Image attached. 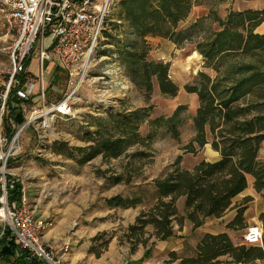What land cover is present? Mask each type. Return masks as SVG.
<instances>
[{
    "label": "trees",
    "instance_id": "1",
    "mask_svg": "<svg viewBox=\"0 0 264 264\" xmlns=\"http://www.w3.org/2000/svg\"><path fill=\"white\" fill-rule=\"evenodd\" d=\"M229 0H118L113 6L118 11L122 25H113L117 31L126 28L117 37L110 35L107 28L104 36L117 45L114 55L121 61L124 76L143 94L150 103L154 92V80L161 93L175 98L179 87L170 78L171 65L148 59L149 38H161L172 42L178 49L191 44L194 51L205 60V67L216 72V78L199 73L195 85H188V94L198 96L199 108L194 117L195 138L185 150L196 153L211 145L219 153L215 162L202 161L193 170H184L174 165L162 178L155 180L154 205L142 211L135 224L130 225L124 239L131 245V254L140 246L146 250L145 258L157 242L168 241L176 236V226L183 231L186 222L193 231L202 228L208 219H222L229 212H236L235 218L226 225L229 231H245L248 223L245 213L247 203L234 205L233 201L249 188V178L254 179L258 194L264 191V33L258 29L264 25V9L245 11L227 10L225 18L218 8ZM205 7L208 15L198 18L186 28L195 8ZM107 24V22H106ZM120 33V32H119ZM112 44V45H113ZM31 60L26 62L30 66ZM25 83V76L19 78ZM16 89L10 92L8 116L4 122L6 134L12 139L15 134L11 121L17 126L25 123L22 114L23 102L16 98ZM120 104H123L120 101ZM185 107H179L171 119L150 120V109H111L106 117L97 119L83 137L86 147L77 148L78 159L65 143H54V153L74 159L78 165H86L101 157L116 160L123 156L146 157V153H130L136 147L147 148L155 138L151 131L146 138L140 135V128L147 122L150 128L167 127L174 139H179L178 125ZM131 154V155H129ZM11 164V161L8 162ZM8 164V165H9ZM1 178V175H0ZM121 174L113 178L115 186L132 183ZM23 187H8V202L22 198ZM0 194L2 190L0 187ZM184 200L183 212L178 203ZM145 199L136 195L124 199L115 197L107 200L110 208L138 209ZM263 219V216H262ZM149 229L153 230L150 233ZM115 234L101 233L94 244L104 247L91 252L97 259L107 251ZM11 232L6 229L0 239V260L3 264H39L36 261L15 259L16 245L10 241ZM154 241L150 244V242ZM250 246V245H249ZM172 262L181 264H223L221 258L230 259L225 264H253L264 261L261 246H236L228 233L205 234L193 257L182 258L170 254Z\"/></svg>",
    "mask_w": 264,
    "mask_h": 264
},
{
    "label": "rangeland",
    "instance_id": "2",
    "mask_svg": "<svg viewBox=\"0 0 264 264\" xmlns=\"http://www.w3.org/2000/svg\"><path fill=\"white\" fill-rule=\"evenodd\" d=\"M248 9L263 10L264 0H229L228 4L219 7L218 11L220 16L225 18L227 10L245 11ZM207 15V8H195L188 22L181 25V28H186L193 21ZM114 23L125 26L119 21L115 6H112L107 18V32L114 37L123 34L119 36L123 39L126 28L115 31L111 26ZM257 32L264 33V25ZM113 43L104 36L99 47L92 54L88 76L75 99V119H53V116H50L49 130L39 128L35 130L32 125L18 133L17 155L9 160L11 164L6 165L5 169L0 167V187L3 194V183L1 182L3 174L7 178V186L13 184L15 187L19 184L26 187L33 201V209H36L37 213L39 209L44 219L54 221V226L47 231L50 238H47L46 243L56 249L70 247L66 264H170L168 261H163L165 258L171 259L168 250L158 249L157 243L151 249L149 258H145L146 250L143 246H140L132 255L131 245L125 241L124 235L129 226L135 224L140 213L154 205L153 183L155 180L162 178L176 164H179L181 169L193 170L202 161L215 162L220 159L219 153L217 154L211 145H207L196 153L185 150L195 138L194 117L199 108L198 96L188 94L185 87L195 85L199 73H207L212 78H216L217 74L205 67V60L194 51L193 45L188 44L178 49L168 40L149 38L148 59L170 64V78L180 91L175 98L165 96L161 93L157 81L154 80L152 100L146 103L143 94L124 76L121 61L114 55L117 45ZM11 45L12 40L7 34L5 22L0 18V67L3 69H8ZM56 70L58 69H52V75L48 72L46 76L45 103L48 106L63 100L70 91L66 75ZM36 72L35 59L29 68V73L34 75ZM120 101L123 104H120ZM34 103L21 106L25 123L29 121L34 110L42 107V103L38 100ZM182 106L186 110L180 116L179 139H174L167 127L151 129L149 123L146 122L140 128V135L143 138H146L151 131L155 132V138L147 148L138 146L130 153L143 152L146 153V157L123 156L116 160H104L99 157L81 166L74 159L57 155L53 151L54 143H65L74 157L78 159L79 154L75 149L87 146L83 142V137L87 132L94 131V128L90 126L97 119L106 117L105 113L111 109H150L149 121H153L160 118L171 119ZM7 116L3 118V122ZM263 158L264 150L261 153V159ZM119 174L123 175L125 180L132 177V183L115 186L113 178ZM136 195L143 196L145 199L144 205L138 209L125 210L110 208L107 205L109 199L115 197L127 199ZM246 198L251 199L247 203L248 210L245 213L248 229L255 224H261L264 229V191L261 194L256 192L253 178H249V188L233 203L234 205L245 203ZM178 208L183 212L184 200L178 203ZM235 216L234 211L229 212L221 221L212 218L211 222L207 223L206 229L213 232L226 229L225 224L231 222ZM247 230L240 232L227 230V233L234 245L248 246L245 240ZM149 231L153 233L152 229ZM101 233L115 234L116 237L108 245L107 251L101 258L97 259L91 250L94 247L98 250L104 249L100 244L96 246L93 242V239ZM202 236L203 234L199 232L187 237L180 256L182 258L193 257L194 250ZM174 238H178L177 233ZM153 241L154 239L150 244ZM261 247L264 249V241ZM16 253H18V248ZM15 259H17L16 255ZM220 260L223 264L230 261L226 257ZM0 264H3L1 260ZM253 264H264V261Z\"/></svg>",
    "mask_w": 264,
    "mask_h": 264
},
{
    "label": "built area",
    "instance_id": "3",
    "mask_svg": "<svg viewBox=\"0 0 264 264\" xmlns=\"http://www.w3.org/2000/svg\"><path fill=\"white\" fill-rule=\"evenodd\" d=\"M118 0H0V18L11 37L8 69L0 67V167L5 169L15 157L16 141L26 127L50 129L49 117L73 120L75 99L89 73L90 59L99 47L106 30L108 14ZM34 54L35 57H34ZM36 59L38 72L31 75L26 62ZM52 69L63 71L70 91L64 99L46 105L47 73ZM25 76V83L19 79ZM16 89V98L23 104L42 103L34 110L29 121L17 126L11 121L15 133L11 139L3 133V118L8 113L10 92ZM34 103V104H35ZM3 194L0 198V237L6 229L11 232L18 248L17 259L39 264H66L69 246L51 248L45 241L53 220L44 219L33 209L27 192L23 189L19 201L8 202L7 178L3 174ZM247 245L263 246L264 229L261 224L249 227L245 236Z\"/></svg>",
    "mask_w": 264,
    "mask_h": 264
},
{
    "label": "crops",
    "instance_id": "4",
    "mask_svg": "<svg viewBox=\"0 0 264 264\" xmlns=\"http://www.w3.org/2000/svg\"><path fill=\"white\" fill-rule=\"evenodd\" d=\"M152 39H155V38H152ZM33 62L30 63V66L27 68L28 69V72H29V68L31 67V65L33 64ZM56 71H60V72L64 73L61 70H56ZM37 72H38V64H37ZM37 72H36V74H37ZM50 74L52 75V72L51 71H50ZM4 132L6 133V131H4ZM23 189L27 192V195H28V191H27L26 187H23ZM29 198H30V202L33 204L32 198L30 196H29ZM238 198H240V196H238ZM36 208L38 209V206ZM38 213H39L38 214L39 216H43V218H44V215H40V210L39 209H38ZM223 219H225V217L222 218V219H219V220L221 221ZM208 222H211V219H208L207 222H206V224L202 228H200V229H198L196 231H193V226L189 222H186L183 231H179V227L176 226L175 230H176V233H177L178 238H172V239H170L168 241H164V242H157V244H158L157 245V248L160 249V250H166L167 249L168 252H169V255L172 254V253H176V254L180 255V252L184 250V243L187 241V237H189L192 234H198L200 232V234H203V236H204L205 234L217 235V234H221V233H227V230L226 229L220 230L218 232H213L211 230L206 229V225H207ZM227 224H228V222L225 224V226ZM62 226H63V224H62ZM1 238H3V237H0V239ZM47 238L49 239L50 237L46 234L45 241L48 242V239ZM48 246L51 247V248H54L53 246H50V245H48ZM163 261H168V262H170V264H180L181 263V260H178L176 262H172V259H170V258H167V259L165 258ZM256 262L260 263V261H256Z\"/></svg>",
    "mask_w": 264,
    "mask_h": 264
}]
</instances>
